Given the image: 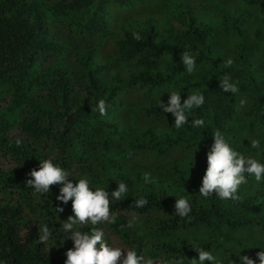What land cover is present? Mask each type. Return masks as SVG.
<instances>
[{"label": "trees", "instance_id": "1", "mask_svg": "<svg viewBox=\"0 0 264 264\" xmlns=\"http://www.w3.org/2000/svg\"><path fill=\"white\" fill-rule=\"evenodd\" d=\"M185 51L196 60L191 74ZM225 74L238 93L220 88ZM171 92L182 102L205 97L180 129L159 106ZM101 99L105 116L91 110ZM217 129L233 150L264 163V0H0V264H65L73 248L62 231L74 214L71 201L57 200L62 185L48 193L26 186L46 159L93 190L127 185L111 199L115 223L82 226L103 229L110 246L154 264H191L194 246L223 264H240L239 253L259 264L264 178L248 177L239 201L199 193ZM141 197L147 205L135 207ZM180 198L191 205L187 217L175 213Z\"/></svg>", "mask_w": 264, "mask_h": 264}, {"label": "clouds", "instance_id": "2", "mask_svg": "<svg viewBox=\"0 0 264 264\" xmlns=\"http://www.w3.org/2000/svg\"><path fill=\"white\" fill-rule=\"evenodd\" d=\"M132 38L140 40L141 35L138 32L132 33ZM182 63L185 70L191 74L195 70L196 60L188 51L182 54ZM234 61L229 58L225 61L227 67H231ZM239 81L233 82L230 75L225 74L220 78V88L224 92L236 94L239 92ZM205 102L203 94L191 93L187 99L181 100V94L171 92L170 98L165 104L162 100L159 106L165 113H171L175 117L174 127L180 129L189 121L191 110L201 107ZM247 103L246 100H240V106ZM101 116L107 115V106L104 99L99 100L96 108ZM193 127H203L204 119L192 120ZM214 143L207 153V169L202 179V186L199 189L200 195L208 197L215 194L221 200L239 201L241 197L237 194L241 185L248 183V177H254L259 183L264 178V163L252 157H246L233 150L227 138L220 130L213 133ZM21 143L17 140V144ZM252 148L260 147V141L250 140ZM26 181V186L31 187L37 193H48L53 185H62L57 200L63 204L72 202L73 215H70L62 225V231L66 232L68 239L73 241V248L66 252L67 259L65 264H154L150 258L138 254L133 249H124L117 246H110L105 240V232L101 228L92 227L90 231H83L82 226L89 223L93 226L104 223H115L116 217L111 212V199L120 200L127 193V185L123 182L118 183V188L109 193L104 188L97 187L95 190L90 186L87 178H81L73 183L70 180L69 173L59 165L53 163L52 159L40 161L39 170L33 168ZM143 179L146 183L151 182L150 174H144ZM148 203L147 199L141 197L134 200L135 207L142 208ZM175 213L181 218L187 217L192 211L191 205L186 198L176 200L174 205ZM63 212V207L56 209ZM136 217L128 222V227H133ZM51 236L47 224L39 229V243L46 244ZM199 255V259L193 258L191 264H205L206 261L211 264H223V261L217 259L211 251L203 248L193 247ZM126 252V255H125ZM240 264H256V260L248 255H240ZM259 264H264V251L256 253ZM175 264H184L183 259H179ZM231 264H236L231 260Z\"/></svg>", "mask_w": 264, "mask_h": 264}, {"label": "rangeland", "instance_id": "3", "mask_svg": "<svg viewBox=\"0 0 264 264\" xmlns=\"http://www.w3.org/2000/svg\"><path fill=\"white\" fill-rule=\"evenodd\" d=\"M116 245H117L118 247H121V246H122V244L119 243V242H117Z\"/></svg>", "mask_w": 264, "mask_h": 264}]
</instances>
